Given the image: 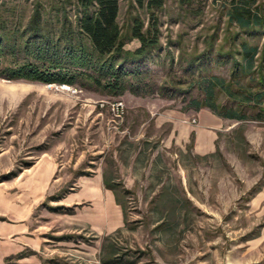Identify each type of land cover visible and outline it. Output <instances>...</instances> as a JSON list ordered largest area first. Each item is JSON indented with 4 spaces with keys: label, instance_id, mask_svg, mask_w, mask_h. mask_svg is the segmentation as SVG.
<instances>
[{
    "label": "rangeland",
    "instance_id": "1",
    "mask_svg": "<svg viewBox=\"0 0 264 264\" xmlns=\"http://www.w3.org/2000/svg\"><path fill=\"white\" fill-rule=\"evenodd\" d=\"M37 2L59 33L51 0H0V67L24 61L8 51ZM134 16L147 19L119 0V24ZM219 18L212 5L189 21L167 4L160 46L140 64L154 94L0 76V222L25 220L29 239L4 264H264V122L205 126L210 109H186L198 71L238 78L217 57L231 48Z\"/></svg>",
    "mask_w": 264,
    "mask_h": 264
},
{
    "label": "trees",
    "instance_id": "2",
    "mask_svg": "<svg viewBox=\"0 0 264 264\" xmlns=\"http://www.w3.org/2000/svg\"><path fill=\"white\" fill-rule=\"evenodd\" d=\"M132 2L147 19L134 16L125 28L118 22L119 0H51L55 26H60L58 34L53 32L51 24L50 28L46 26L50 21L37 2L25 28L26 38L20 46H12L8 51L13 58L24 54V61L16 59L11 67L1 66L0 76L47 83L73 84L81 80L113 93L129 90L136 95L154 94L157 90L143 80L140 64L160 46V15L167 4L174 3L176 10L189 21H195L206 7L212 5L218 10V23L221 25L222 22L228 28L224 41H229L231 46L228 52L217 57L231 60L234 72L239 74L230 82L222 76L198 71L190 84L198 95L185 99L186 109L199 111L208 108L221 118L264 122V0ZM67 6L75 12L73 20L65 12ZM53 35L57 38L53 39ZM131 39L139 41L133 51L125 49ZM0 41L3 42L1 37ZM218 46L220 49L223 45ZM212 49L218 50L215 46ZM30 55L38 62L28 59ZM0 56H7L3 49H0ZM204 56L202 54L199 58ZM187 64L191 65L188 70L195 66L191 60ZM243 78L248 79L247 83ZM250 81L256 85L252 86ZM220 92L227 100L223 105L217 101Z\"/></svg>",
    "mask_w": 264,
    "mask_h": 264
},
{
    "label": "crops",
    "instance_id": "3",
    "mask_svg": "<svg viewBox=\"0 0 264 264\" xmlns=\"http://www.w3.org/2000/svg\"><path fill=\"white\" fill-rule=\"evenodd\" d=\"M200 119L203 120V125L207 126L205 117L212 119L213 127L221 124V119L215 114L208 113V111L201 112ZM100 185V183H99ZM98 185V186H99ZM104 194L107 197V202L114 204V207L119 211V205L115 204L113 193L107 189H104ZM26 221L22 220L19 222H0V264H4V260L7 257L17 254L27 244L29 239L24 235L26 233Z\"/></svg>",
    "mask_w": 264,
    "mask_h": 264
},
{
    "label": "bare ground",
    "instance_id": "4",
    "mask_svg": "<svg viewBox=\"0 0 264 264\" xmlns=\"http://www.w3.org/2000/svg\"><path fill=\"white\" fill-rule=\"evenodd\" d=\"M65 87L68 88L67 86H65ZM65 87H64V88H65Z\"/></svg>",
    "mask_w": 264,
    "mask_h": 264
},
{
    "label": "built area",
    "instance_id": "5",
    "mask_svg": "<svg viewBox=\"0 0 264 264\" xmlns=\"http://www.w3.org/2000/svg\"><path fill=\"white\" fill-rule=\"evenodd\" d=\"M64 87L66 86V85H63Z\"/></svg>",
    "mask_w": 264,
    "mask_h": 264
}]
</instances>
